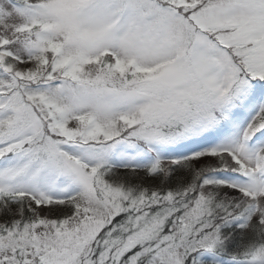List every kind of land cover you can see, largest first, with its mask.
<instances>
[{"label": "snow or ice", "instance_id": "1", "mask_svg": "<svg viewBox=\"0 0 264 264\" xmlns=\"http://www.w3.org/2000/svg\"><path fill=\"white\" fill-rule=\"evenodd\" d=\"M0 264H264V0H0Z\"/></svg>", "mask_w": 264, "mask_h": 264}]
</instances>
